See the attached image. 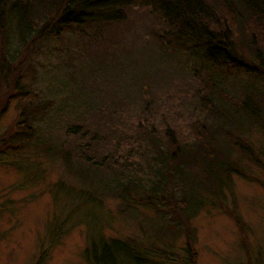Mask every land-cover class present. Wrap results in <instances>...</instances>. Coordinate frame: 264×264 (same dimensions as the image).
I'll list each match as a JSON object with an SVG mask.
<instances>
[{"label":"trees","instance_id":"1","mask_svg":"<svg viewBox=\"0 0 264 264\" xmlns=\"http://www.w3.org/2000/svg\"><path fill=\"white\" fill-rule=\"evenodd\" d=\"M138 18L146 21L157 49L183 53L194 71L200 69L190 101L212 118L187 114L179 122L152 104V80L133 75L123 82L119 73L106 83L108 102H95L89 86L66 96V141L50 132L38 135L56 100L27 102L31 93L23 91L21 79L41 42L70 29H92L105 39L110 29ZM10 29L22 47L16 59L8 49ZM0 39V85L7 86L0 115L15 96L20 109L0 133V156L28 150L35 159L33 180L43 179L46 168L60 160L69 181L79 185L69 196L74 210L81 196L102 206L111 197L121 202L126 219L141 224L136 237L92 239L84 248L88 264H149L167 239L172 245L183 237L191 245V221L200 212L235 204L234 177L264 186L249 172H264L263 152L254 142L264 137V0H0ZM110 39L117 40L116 33ZM62 191L56 198H66ZM140 208L155 215L139 220ZM231 216L245 231L239 215ZM58 220L49 230L60 236L65 226Z\"/></svg>","mask_w":264,"mask_h":264},{"label":"rangeland","instance_id":"2","mask_svg":"<svg viewBox=\"0 0 264 264\" xmlns=\"http://www.w3.org/2000/svg\"><path fill=\"white\" fill-rule=\"evenodd\" d=\"M144 24L146 21L138 18L120 25L123 29L109 28L110 33L102 35L105 39L98 38L92 29L82 32L70 29L63 36L47 37L41 42L21 79L23 91L31 93L27 102L56 100L49 118L39 127L38 135L45 138L50 132L66 141V96L69 100V95L76 96L80 86H89L90 97L95 102L100 99L108 102L109 96L104 91L110 87L106 83L119 73H124L123 82L133 75L134 78L143 76L146 83L152 80V104L179 122H183L187 114L212 118L202 104L194 98L190 101L193 88L197 86L193 75L200 73L199 67L194 71L193 61L186 59L183 53L178 55V52L165 53L157 49L149 41V31ZM10 30L8 49L16 59L22 47L14 31ZM111 33H116L118 39L111 40ZM170 82L172 86H169ZM6 88V84H1L0 94ZM110 91L111 88L106 92ZM216 109L220 108L217 106ZM19 111L15 96L0 115V133ZM156 121L158 124L159 119ZM254 142L264 154V137L260 135ZM13 152L0 156V264H88L84 248L92 239H123L141 233V224L135 218L126 219L128 214L126 210L122 211L118 199L106 197L102 206L81 196L82 201L75 200L78 208L74 210L73 199L69 196L76 194L79 185L69 181L60 160L46 168L43 179L33 180L30 166L34 168V156L26 153L28 150ZM21 156L28 159L27 167L20 164L19 160L28 163ZM249 172L264 183L263 171L252 167ZM65 188L66 198H56L63 195ZM234 194V205L227 201L228 206L223 209L204 210L191 221L195 228L191 245L186 244L183 237L175 239L172 245L170 239L163 246L158 240L157 245L162 246L163 252H152L154 254L149 256L147 263H264V186L234 177ZM140 212L144 215H139V220L155 215L145 208ZM233 212L244 222L245 231L239 232L231 216ZM55 220H63L65 226L60 236L49 230ZM42 251L46 255L40 260Z\"/></svg>","mask_w":264,"mask_h":264}]
</instances>
